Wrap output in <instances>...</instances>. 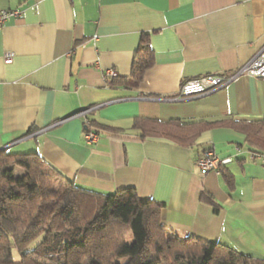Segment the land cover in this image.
Segmentation results:
<instances>
[{
    "label": "crops",
    "instance_id": "0c3cea01",
    "mask_svg": "<svg viewBox=\"0 0 264 264\" xmlns=\"http://www.w3.org/2000/svg\"><path fill=\"white\" fill-rule=\"evenodd\" d=\"M2 9L19 14L0 29V151L39 153L86 190L135 188L165 203L163 223L181 238L264 258V158L222 124L264 118V77L242 74L213 93L173 100L187 80L232 75L264 46V0H0ZM144 33L154 64L138 86H112L132 82ZM88 118L103 127L93 143ZM137 118L201 127L181 144L143 137ZM210 152L231 158L234 188L201 170Z\"/></svg>",
    "mask_w": 264,
    "mask_h": 264
},
{
    "label": "trees",
    "instance_id": "16d2710c",
    "mask_svg": "<svg viewBox=\"0 0 264 264\" xmlns=\"http://www.w3.org/2000/svg\"><path fill=\"white\" fill-rule=\"evenodd\" d=\"M153 64L150 34L144 33L132 82L121 77L110 84L138 86ZM88 119L86 131L99 134L103 127ZM222 124L245 133L250 151L264 157V118ZM134 127L143 137L167 136L186 144L201 126L137 118ZM191 130L198 133L191 136ZM220 170L223 181L234 188L227 164ZM201 200L219 210L210 193L203 192ZM164 209V202L141 199L135 188L108 194L83 189L39 153L0 151V264H123V258H128L124 264H264V258L220 241L181 238L163 223Z\"/></svg>",
    "mask_w": 264,
    "mask_h": 264
},
{
    "label": "built area",
    "instance_id": "2783aa9c",
    "mask_svg": "<svg viewBox=\"0 0 264 264\" xmlns=\"http://www.w3.org/2000/svg\"><path fill=\"white\" fill-rule=\"evenodd\" d=\"M18 14V10H0V29L4 26L5 22L10 17ZM13 55V53L6 54L5 61L7 63L12 62ZM242 74H247L255 77H264V46L253 56L251 60L238 68L232 75L209 74L197 79L187 80L181 85L178 95L173 98V100L191 99L194 97L213 93L225 87L232 80ZM90 111L91 109H87L85 112H82V114L88 113ZM89 124L90 120L86 119V125L88 126ZM85 138L87 142L93 143L98 140L99 134L96 131L89 130L85 133ZM257 156L260 155L252 153L253 158H256ZM230 162L231 158H221L214 152H210L206 157L198 160V165L204 173L215 171L220 174L221 166Z\"/></svg>",
    "mask_w": 264,
    "mask_h": 264
},
{
    "label": "rangeland",
    "instance_id": "374dc122",
    "mask_svg": "<svg viewBox=\"0 0 264 264\" xmlns=\"http://www.w3.org/2000/svg\"><path fill=\"white\" fill-rule=\"evenodd\" d=\"M133 239H134V237H133ZM14 257H15V259H19V254H18V252H17L16 249H14ZM127 259H128V258H123V259L121 260V262L124 264V263L127 261Z\"/></svg>",
    "mask_w": 264,
    "mask_h": 264
}]
</instances>
